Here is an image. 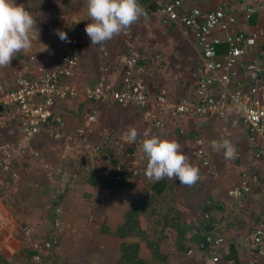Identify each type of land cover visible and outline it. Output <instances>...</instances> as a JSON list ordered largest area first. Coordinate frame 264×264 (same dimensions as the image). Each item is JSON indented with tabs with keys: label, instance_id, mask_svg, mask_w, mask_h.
<instances>
[{
	"label": "crops",
	"instance_id": "obj_1",
	"mask_svg": "<svg viewBox=\"0 0 264 264\" xmlns=\"http://www.w3.org/2000/svg\"><path fill=\"white\" fill-rule=\"evenodd\" d=\"M57 3L58 16L50 17L48 30L37 26L39 42L48 45V51L32 56L17 53L0 79L1 93L15 89L20 78L34 81L41 72L54 73L64 88L77 92L75 97L62 100L32 99L62 119L63 134L51 136L47 130L54 125H39L26 156L10 159L6 169L2 166L3 152L12 150L23 135L14 109H0V264H117L122 243L133 247L127 249L128 259L121 264H209L211 254L226 264H264V147L260 139L252 136L250 142L251 136L236 113L221 122L215 114L196 119L187 114L161 116L156 111L154 98L160 93L170 101L196 99L201 66L191 32L166 21L155 0H138L146 18L141 17L112 40L92 45L84 31L89 22L86 0ZM252 5H262L263 10L243 20L245 9ZM218 7L237 19L229 33L264 31V0H182L183 11ZM74 19L81 21L73 23ZM55 30L65 32L70 42L61 41ZM216 34L224 39V33ZM73 46L78 48L77 63L68 67L65 61ZM129 49L137 56L134 72L143 83L147 109H139L131 101L118 104L107 96L99 101L85 100L83 93L93 87L102 92H127L125 60ZM224 49L221 44L218 52ZM259 50H264V41L240 62L252 61ZM263 79L264 73L259 83ZM241 88L247 90L245 84ZM227 108L231 109L230 105ZM92 111L95 122L84 128L85 117ZM154 118L161 120V128L152 127ZM130 127L140 134L136 143L121 139ZM78 128L85 131L84 141L74 135ZM146 129L162 139L177 140L190 163L200 169L195 185H180L178 179L152 181L145 176L147 159L141 158L139 141ZM222 138L235 146L234 158L225 159L218 146ZM197 146L204 151L207 166L195 156ZM33 152L38 155L33 156ZM121 170L140 172L116 180ZM244 177L248 180L246 191L238 198H227L226 192L238 188ZM221 199L225 202L219 205ZM132 209L150 215L146 222L142 213L139 216L143 239L117 235L125 213ZM174 225L190 229L181 235L178 250ZM254 229L262 232L259 244L251 240ZM208 231L222 242L198 249L201 243L197 240ZM147 242L161 253L154 261ZM46 243L51 244L46 247ZM258 249L262 255L257 254ZM131 257L133 262H129Z\"/></svg>",
	"mask_w": 264,
	"mask_h": 264
},
{
	"label": "built area",
	"instance_id": "obj_2",
	"mask_svg": "<svg viewBox=\"0 0 264 264\" xmlns=\"http://www.w3.org/2000/svg\"><path fill=\"white\" fill-rule=\"evenodd\" d=\"M159 4L164 19L178 27L191 32L194 45L199 52V62L201 70L198 72L200 79L196 87V99L190 100L181 98L178 100H167L160 93L155 96L154 103L157 114H187L193 118H204L209 114H215L223 122L231 114L236 113L245 131L251 136L260 139V144L264 147V79L262 83L261 75L264 73V50H259L255 59L247 63H241L240 59L252 48H255L259 41H264V31H236L229 33L228 29L235 27L237 19L231 15L224 7H218L210 11H200L191 8L188 11L182 10V0H166L165 3L155 0ZM263 10L262 5L248 6L242 19L248 20L251 15ZM216 32L224 33V39H220ZM224 44L223 53H219V47ZM78 48L72 47L70 56L66 59L68 67H74L77 63ZM137 56L133 50L128 51L125 64L127 67V92H102L96 87L90 88L83 93V98L87 101H99L104 96L113 98L118 104L126 101L133 102L139 109H147L148 99L144 93L143 83L135 77L134 66ZM241 70V71H240ZM242 76V80L239 79ZM245 84L246 91L241 86ZM233 88H230V87ZM260 92V96H259ZM77 92L73 88H64L60 82V77L54 73L41 72L38 77L31 81L27 78H20L16 88L0 93V109L3 106H11L18 115V126L23 135L21 141L10 151L3 152L5 162L2 163L4 169L6 162L10 159H20L26 156L31 139L38 133L39 125L54 128L48 129L51 136L62 135L63 121L59 116H53L47 105L34 104L32 99L44 97L49 99H65L75 97ZM230 105L231 109L227 106ZM95 122V112L92 111L85 117L84 128H88ZM3 120L0 118V129ZM152 127L159 129L162 127L160 119H152ZM75 137L78 140H85V131L82 128L75 130ZM228 136V131H224ZM200 144V141H198ZM87 150V148H85ZM37 156V152L32 153ZM194 154L200 158L201 165L207 166L205 153L197 146ZM139 170H121L116 176V180H126L137 175ZM248 187V180L244 177L239 187L226 192L227 198H238L241 192H245ZM224 200L219 201V205L224 204ZM206 218V215H204ZM262 232L254 229L250 232L251 240L254 244H259ZM222 242L219 237L206 235L204 243L197 246L203 249L204 246H216ZM54 243V241H51ZM51 243H46L49 247ZM258 255H262V250H257ZM209 264H226L217 256L211 254Z\"/></svg>",
	"mask_w": 264,
	"mask_h": 264
},
{
	"label": "clouds",
	"instance_id": "obj_3",
	"mask_svg": "<svg viewBox=\"0 0 264 264\" xmlns=\"http://www.w3.org/2000/svg\"><path fill=\"white\" fill-rule=\"evenodd\" d=\"M88 23L85 33L92 45H102L113 37L124 33L141 17L147 16L138 0H86ZM81 20L74 19L73 23ZM63 42H70L67 34L55 30ZM39 30L33 15L16 0H0V72L8 69L17 53L34 55L48 51V45L39 42ZM38 51H33L34 49ZM140 134L134 127L123 133L125 143H136ZM141 158L146 157L145 176L152 181L167 178L178 179L180 185L193 186L200 179V169L190 163L175 139H162L146 129L139 141ZM224 150L225 159L236 156V148L228 139H221L218 145Z\"/></svg>",
	"mask_w": 264,
	"mask_h": 264
},
{
	"label": "trees",
	"instance_id": "obj_4",
	"mask_svg": "<svg viewBox=\"0 0 264 264\" xmlns=\"http://www.w3.org/2000/svg\"><path fill=\"white\" fill-rule=\"evenodd\" d=\"M35 1L37 3V0H35ZM38 1L44 3L45 6H43V7H46L49 10L54 11V13L53 12L50 13L51 17H55V16L57 17L58 16L57 9L59 7V4L57 3V0H38ZM42 5L43 4H40V6H42ZM60 6H61V3H60ZM141 213L145 216L144 217L142 215L144 217L145 222H146V219H148L150 217V215L146 216L142 211H140L138 209H132V211L125 213V216H124L125 221H124L123 225L119 228V232H117V235H119V237L121 239L126 238L128 236H136L140 239H143V236H142L143 231H141L139 228V220H140L139 216H141ZM173 227H174V230L177 232V234H176L177 245L175 246V248H176L175 250H178V249H180V247L178 246V243L182 240V236L187 232V230H190V229L186 228L185 226H179V225H174ZM145 231H147V224H146V230ZM206 234L211 236L209 231L206 232ZM205 236H203L202 238L197 240L198 244L204 243ZM211 237H213V236H211ZM147 243H148L150 255H151V257H153V261H154V257L158 258L159 256H161V253H159L157 246H156L157 247L156 248V247L152 246V243H150V242H147ZM131 247H133V245L128 246L127 243L121 244V246H120L121 256L119 259V263H117V264H121V260H123V259H125V260L128 259L127 258L128 257L127 249L131 248ZM134 257H135V255H134ZM132 259H133V257L130 258L129 262H133V261H131Z\"/></svg>",
	"mask_w": 264,
	"mask_h": 264
},
{
	"label": "rangeland",
	"instance_id": "obj_5",
	"mask_svg": "<svg viewBox=\"0 0 264 264\" xmlns=\"http://www.w3.org/2000/svg\"><path fill=\"white\" fill-rule=\"evenodd\" d=\"M16 3L18 5L23 4L25 6L26 10H28L33 15V18L36 20V22L39 23L37 24V26L41 29V31L48 30L49 26L51 25L50 13L51 12L54 13V11L49 10L46 7H43L45 6L44 3L39 2L38 0H37V3L35 0H16ZM40 4H43V5L40 6ZM185 51L191 54V51L189 48L185 47ZM2 77H3V72H0V79H2ZM0 84H3V83L0 81ZM0 191L1 193H3V187L1 185H0ZM0 204L1 205L3 204V194L0 195ZM1 216L3 215L1 214ZM1 216H0V222L3 221Z\"/></svg>",
	"mask_w": 264,
	"mask_h": 264
}]
</instances>
